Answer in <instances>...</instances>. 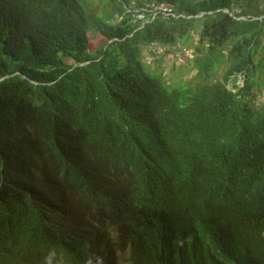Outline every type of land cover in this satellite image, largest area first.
<instances>
[{
  "label": "trees",
  "instance_id": "obj_1",
  "mask_svg": "<svg viewBox=\"0 0 264 264\" xmlns=\"http://www.w3.org/2000/svg\"><path fill=\"white\" fill-rule=\"evenodd\" d=\"M134 8L0 0V264H264V13ZM194 34L191 80L143 60Z\"/></svg>",
  "mask_w": 264,
  "mask_h": 264
},
{
  "label": "rangeland",
  "instance_id": "obj_2",
  "mask_svg": "<svg viewBox=\"0 0 264 264\" xmlns=\"http://www.w3.org/2000/svg\"><path fill=\"white\" fill-rule=\"evenodd\" d=\"M138 0H130L131 5H136ZM248 1L251 4V7L258 8L260 11L259 15H263L264 13V0H244ZM153 3H150L152 5ZM150 5L145 6V9L150 10ZM141 8V7H139ZM139 8H134L138 10ZM244 7L241 5L235 6V11L237 13L242 12ZM141 17V16H140ZM154 17L151 14V19ZM148 17H142V20H146ZM149 20V19H148ZM146 20V21H148ZM88 45L89 51H97L100 50L105 44L107 39L102 36L100 33L95 30L89 31L88 33ZM197 43V35L194 34L192 40H188L186 44H182L179 42L177 45L173 46H147L144 50L143 60L148 65L150 70L156 72H162L163 76L166 78L167 82L171 84L173 81L183 80L188 81L191 80L194 71L190 68L191 64L189 60L194 57L193 47L192 45ZM65 61H70V58H66ZM227 67L226 63H222L219 66L217 71L218 77L221 78V73ZM260 106L264 107V99L261 101Z\"/></svg>",
  "mask_w": 264,
  "mask_h": 264
},
{
  "label": "built area",
  "instance_id": "obj_3",
  "mask_svg": "<svg viewBox=\"0 0 264 264\" xmlns=\"http://www.w3.org/2000/svg\"><path fill=\"white\" fill-rule=\"evenodd\" d=\"M149 7H151L150 10L148 9H145V8H142V9H139V10H136L135 12L137 13V16L139 19H141L142 17H145L146 16V12H152V14L154 15V17L157 15V14H162L164 15L165 17H170V16H177L173 10V8L169 5H161V4H156V3H153L152 5H150ZM141 16V17H140ZM237 83L239 85H242L243 84V78L242 76H239L238 77V81ZM264 99V90L262 93L258 94L255 102L256 103H259L260 100H263Z\"/></svg>",
  "mask_w": 264,
  "mask_h": 264
},
{
  "label": "clouds",
  "instance_id": "obj_4",
  "mask_svg": "<svg viewBox=\"0 0 264 264\" xmlns=\"http://www.w3.org/2000/svg\"><path fill=\"white\" fill-rule=\"evenodd\" d=\"M148 5H150V4H148ZM170 6V5H169ZM142 9V8H141ZM139 10V9H138ZM136 11V10H135ZM148 12V11H147ZM261 101H263V100H260V102L259 103H256L257 105H260V103H261Z\"/></svg>",
  "mask_w": 264,
  "mask_h": 264
}]
</instances>
